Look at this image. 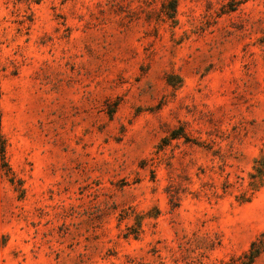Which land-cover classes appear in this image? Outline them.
Returning <instances> with one entry per match:
<instances>
[{"label": "rangeland", "instance_id": "obj_1", "mask_svg": "<svg viewBox=\"0 0 264 264\" xmlns=\"http://www.w3.org/2000/svg\"><path fill=\"white\" fill-rule=\"evenodd\" d=\"M0 0V264H264V0Z\"/></svg>", "mask_w": 264, "mask_h": 264}, {"label": "trees", "instance_id": "obj_2", "mask_svg": "<svg viewBox=\"0 0 264 264\" xmlns=\"http://www.w3.org/2000/svg\"><path fill=\"white\" fill-rule=\"evenodd\" d=\"M178 0H166L164 4V11L168 14V17L173 18V14L175 12L176 3ZM1 117V113H0ZM254 172L251 174L252 182H259L264 179V144H263V153L255 160L254 164ZM257 239L253 240L247 249V251L243 254L245 261L243 264H252L254 259L257 257L259 250L257 249Z\"/></svg>", "mask_w": 264, "mask_h": 264}]
</instances>
